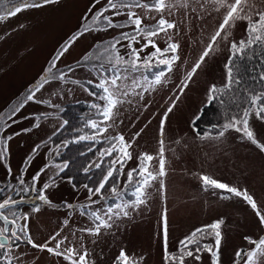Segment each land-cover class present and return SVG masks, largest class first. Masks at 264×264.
Returning <instances> with one entry per match:
<instances>
[{"label": "rangeland", "instance_id": "obj_1", "mask_svg": "<svg viewBox=\"0 0 264 264\" xmlns=\"http://www.w3.org/2000/svg\"><path fill=\"white\" fill-rule=\"evenodd\" d=\"M35 2L39 6L23 8L13 16H8L7 12L20 0H4L0 5V15L5 17L0 20V115L5 117L41 82L50 62L59 55L65 43L82 31V25L91 26L93 15L107 6V0H99V3L96 0ZM130 2L135 3L136 0ZM139 2L152 4L154 0ZM228 3H234V0H228ZM166 4L168 7L163 12L144 7L133 8L132 11L143 19L141 27L144 28L155 26L161 17L175 25L167 33L160 32L151 39L161 49H165L169 43L179 45L175 53H165L158 59L172 55H177L179 59L172 64L171 71L165 65L157 66V59H154L150 69L142 68L136 73L138 77L143 74L149 80H153L160 71H164L165 76L161 83L152 87L145 83L147 90H135L142 95L133 94L125 98V102L115 110L114 121H109L112 126L103 137H97V140L104 142L89 138L94 131L89 122L102 119L92 105L103 101L99 99L101 89L94 86L99 83V69L93 67L94 60L84 61L83 58L86 54L94 53L97 46L103 47L117 40L120 41L117 48L121 56H127L130 43L134 48L143 49L141 57L154 51L153 47L144 46L146 38L141 37L135 31V26L129 23L128 9H121V15L113 16L115 24L125 26L101 30L104 25H96L98 30L85 31L75 39L68 50L59 56L53 69L66 73L65 79H52L44 83L35 92V99L27 101L12 120H7V123L0 121V137H12L7 140V158L0 161V182L6 184L4 180L8 178L17 182V177H22L27 187L32 183L31 177L39 174L35 188L42 189L43 184L55 178L54 186L46 192L51 204L38 200L37 191L26 192L25 199L29 200V204L24 205L22 211L30 218L28 226L36 244L47 243L48 247H54L57 241L50 238L59 232L57 240L68 238L60 251L74 245L81 252L88 253L87 264H120L117 258L121 250L136 264H175L165 259V218L167 253L176 256L180 255V241L186 236L223 219L219 264H236L237 251L253 247L245 237L255 240L264 237V224L257 210L242 196L206 185L202 179L208 176L230 187L246 189L260 214H264V150L234 129L226 131L222 137L218 136L220 131L217 130L211 135L205 132L197 135L192 123L200 114V109L208 103L210 86L225 83V64L231 55L230 44L233 40H247L248 22L237 20L234 26L225 28L224 31L229 33L227 40L217 39L212 51L181 94L182 82L208 47L227 8L220 7L213 0H166ZM241 6L244 7L243 4ZM249 8L252 9L253 19H257L255 13L264 11V0H247L245 11ZM104 15L111 16L112 11ZM122 33L136 36V42L122 39ZM89 81L94 83L90 84ZM245 95L242 91L241 97ZM241 97V105L245 106ZM173 104L175 107L168 112ZM243 106L233 111L240 112ZM74 111L77 112L76 117L72 114ZM166 114L161 137V121ZM65 120L68 121L66 125L63 123ZM206 120L210 126L215 123L216 128L223 130L224 115L220 117L216 114L210 118L206 112L200 123L206 125ZM35 124H39V127H34ZM249 126L256 140L264 144V113L257 117L253 111ZM117 134L132 142L128 149L132 159L127 161L116 181L118 189L127 184V173L137 168L141 154L158 157L161 139L164 141L165 175H157L156 179L150 181V186L145 190V203L122 207L120 214L112 215L109 220L105 215L109 206H113L115 212L116 204L123 205L125 201L131 202L135 198L129 192L123 199L108 198L106 202V192L102 197L94 196L89 200L84 187L86 179L80 174L76 175L75 170L80 162L84 167L91 162L99 163L101 158L97 153L101 151L95 152V148L100 144L101 149H106L109 145L104 138ZM80 136L86 139L76 142ZM63 150L65 153L62 156L68 162V167L59 171L56 165L63 167L65 163L60 161ZM82 155L84 158L80 161ZM148 170L154 174L159 171L158 158L149 163ZM85 176L93 177L89 187L94 188L97 171L90 170ZM37 206L38 212L35 211ZM124 211L128 212L127 216L123 215ZM93 212L109 220L112 227H102L99 235L83 231L94 229L99 223ZM197 238L203 244H212L215 250L214 236L201 238L198 234ZM197 255L199 260L195 258ZM9 256L15 257L13 264H70L64 256L49 252L46 248H30L26 244L12 249ZM244 259L242 257L239 264H244ZM183 264H212V256L205 250L194 252L193 256L185 257ZM259 264H264V257H261Z\"/></svg>", "mask_w": 264, "mask_h": 264}, {"label": "snow or ice", "instance_id": "obj_2", "mask_svg": "<svg viewBox=\"0 0 264 264\" xmlns=\"http://www.w3.org/2000/svg\"><path fill=\"white\" fill-rule=\"evenodd\" d=\"M45 3L55 2V0H44ZM99 3V0H96ZM214 3H217L220 7H226L227 12L223 18L222 23L220 24L215 35L211 37V42L208 47L203 51L200 56V59L193 66L192 72L188 73L186 80L182 82L181 94L183 89L188 86V82L191 81L192 76L195 71L203 63L204 59L212 51L213 45L216 43L218 38L227 40L229 33H226L224 30L228 26H234L237 20H246L248 22L247 40H241L239 42L232 41L230 44L231 55L229 57L228 63L225 64L226 69V80L223 85L213 84L208 90L209 100L213 102H219L222 106H227V111L225 113V123L222 125L223 130L218 133V136H224L225 132L234 129L238 132H242L244 136L252 141V143L257 144L261 150H264V144H260L256 138L254 131L249 126V118L253 111H255L257 117H260L261 113H264V70L260 71L258 75L251 76V79L256 81L258 80L262 87L259 89H249L244 88L245 81L243 80V74L240 71L241 65L244 61L254 59L257 55L255 52L256 48L264 47V11H258L255 15L257 19H253L252 9L245 11L247 7V0H234V3H228V0H213ZM4 3V0H0V5ZM244 5L242 7L241 5ZM29 6H39L36 4L35 0H20V3L14 4L13 7L7 12L8 16H13L23 8ZM144 7L149 10L155 9L159 12H163L168 5L166 0H154L152 4H142L139 0H136L135 3L125 2V0H107V6L104 7L98 13H95L92 17L91 26L88 24L82 25V31L74 34L72 38L61 48L59 55L50 62V67L46 69V74L41 78V82L38 83L34 89H32L27 97H25L23 102H20L17 107L13 108L5 117L0 115V121L12 120L16 113L24 106L27 101H32L35 99V92L39 91L44 83L50 82L52 79H65L66 73L55 69L56 63L59 59V56H62L64 52L68 50V47L77 39L80 35H83L85 31H94L98 30L96 25H104V28L101 30H107L108 27H123L125 25H117L113 21V16L121 15V9H128L127 16L128 21L135 26V31L140 34L141 37L145 39V47L151 46L154 51L149 53L147 56L141 57L140 53L143 49H138L132 47L130 43L128 45L129 51L127 56H121L119 48L117 45L120 44V41L117 40L114 43L104 44L103 47L97 46L96 51L91 54H86L83 58L84 61L94 60V68H98L99 72V83L95 84V87L101 89L102 94L99 96V99L103 101L101 104H93L97 110V115L101 117L99 121L92 120L89 122L90 127L94 130L93 135L89 137L90 139L95 140L96 142H104L102 140H97V137H103V134L106 133L112 125L109 124V121H114L116 115V109L118 106L125 102V98L130 95H142L140 92H136L137 88H142L147 90L144 87V84L147 83L148 87H152L155 84L162 82V77L165 76L164 71H160L155 74L153 80H149L147 76L141 74L140 77L136 73L140 72L143 68L148 70L152 67V62L154 59H157L158 65H165L168 71L172 70V64L179 59L177 55H172L170 58L158 59L159 56L164 55L165 53L172 52L175 53L179 45L177 43H169L165 49L159 48L155 44V41L151 39L156 37L160 32L167 33L168 29L174 28L173 23L168 22L163 17L155 26L144 28L141 27L143 24V19L138 16L133 8ZM112 11L111 16H106L104 13ZM5 17L0 15V20H3ZM221 33H224L223 37ZM121 38L129 40L131 42H136L137 37L130 35L129 33H122ZM169 39H171L169 37ZM264 62V57L261 58ZM239 62V63H238ZM71 71V69H69ZM90 84H93V81H89ZM243 88V91L247 93L244 97L243 103L246 104L240 112L233 111L234 108H240L241 101L237 97V93ZM95 95V93H91ZM179 97H177L178 99ZM43 102V101H40ZM175 107V104L169 107L168 112L172 111V108ZM167 114L164 119L161 121L160 135L161 137L164 134L163 124L166 120ZM39 119V117H37ZM65 125L68 123L67 120L63 122ZM10 126V125H7ZM34 127H39V124H35ZM24 131H30V129H25ZM138 135V134H137ZM199 135V133H197ZM12 139L11 136L4 138L0 137V161H3L7 158V140ZM86 139L85 136H80L76 142ZM104 140L107 141L108 147L100 153L101 160L99 163L91 162L83 168V171L87 174L92 169L93 163L95 164V169H101L102 165L105 164V161L108 157H111L107 161L108 166L102 170L100 178L96 181V186L89 187L85 184L84 187L87 189L89 194V200L94 196H103L104 190L106 187L113 194L114 197L123 199L124 196L130 194L135 198L131 202L125 201L122 204H116L114 212L113 206H109L105 212V215L111 219L112 215H119V209L122 207H135L136 205L145 203V190L147 186H150V181L156 179V176L165 175L164 167V141L160 140L161 148L158 153V157H154L147 153L140 155L139 164L137 168L131 169L127 173V185L125 189H118L116 181L123 173V169L127 164L128 160L132 159V153L128 151L131 148L132 142L126 141L125 137L122 134H117L112 137H105ZM119 145V147H117ZM35 151V149H34ZM115 154V155H113ZM158 158L159 160V171L154 174L152 171L148 170L149 163ZM118 165V166H117ZM59 168V171H63L68 167L67 162L61 167L59 164L56 165ZM11 173V169H8ZM140 177V179H135L133 174ZM59 173H57L58 175ZM39 174L31 177V184L25 187L26 181L22 177H17V182L20 185L17 188L14 185L6 186L12 192L17 194L23 192L37 191V199L40 201L47 202L51 204V201L48 200L46 192L49 188L53 187L55 184V178L53 177L50 183H45L42 186V189H36L35 185L39 182ZM203 181L206 185H212L220 189H226L229 193L234 194L235 196H242L254 210H257V215L262 224H264V214H260L257 209V205L252 196L247 193V190H240L235 187H230L227 184L220 183L214 179H211L208 176H204ZM5 188H0V193H4ZM21 201L13 198L12 195H5V197L0 200V253L3 254V259L5 264H13L15 259L14 256L10 257L9 253L12 252L13 247L18 248V242L23 240L25 235H27V243L31 244L32 247L46 248L49 252H52L59 256H64L70 264H87L88 253L86 251L81 252L74 245L70 247H65L64 251H60L62 245H65L68 238L63 237L57 240V237L60 235L59 232L54 234L50 239L56 240L54 247H48L47 243L45 244H36L33 240L30 232L27 231V221L29 217L27 215L20 214L18 215L17 206ZM95 201H93L94 203ZM71 208L72 205H67ZM35 211H39V207L35 208ZM93 216L96 221L99 223L96 224L94 229H84L94 235H99L101 228H111L112 224L109 223V220H104L101 216L93 212ZM124 216L128 215L127 211L123 212ZM224 223L223 219L213 222L211 225H205L202 228H198L186 236L183 240L180 241V248L178 249L180 255L176 256L175 254L167 253V221L165 218V227H164V240H165V252L166 260H172L175 264H183L185 257H191L195 253H199L202 250L208 251L212 256V264H219V248L222 240V234L220 231L221 225ZM11 225V227H9ZM211 229V231H208ZM205 238L206 236H214L215 238V250L212 244H203L197 236ZM245 239L253 245L250 249H240L236 253V264H239L242 257H245L244 264H259L261 257H264V237H261L259 240L252 239L251 237H245ZM197 260L200 257L195 256ZM120 261V264H136L134 260L129 259L128 255L121 250L119 257L117 258Z\"/></svg>", "mask_w": 264, "mask_h": 264}, {"label": "trees", "instance_id": "obj_3", "mask_svg": "<svg viewBox=\"0 0 264 264\" xmlns=\"http://www.w3.org/2000/svg\"><path fill=\"white\" fill-rule=\"evenodd\" d=\"M255 52L257 54L255 56V58L248 60V61H244L243 64L241 65V68H240V71L243 74V80L245 81V84L243 87L253 89V90L259 89L262 87V84L258 80H256V81L252 80L251 76L258 75L260 71L264 70V62H262V59H261L262 57H264V47L256 48ZM242 91H243V88L237 93L238 99H239V97H241ZM243 93H244V91H243ZM243 98L244 97L242 96L241 99H243ZM239 101H240V99H239ZM240 106H243V105L240 104ZM225 107H226V111H227V106H222L218 101L213 102V101H210L208 99V103L201 110L200 116L196 120H194V122H193L195 129L197 130V133H199L201 135L202 134L201 132H205V133H210V135H211V134H213V132L215 130L221 131L220 129L216 128L215 123H212L211 126L208 124V128H206V125L201 124L200 120L205 117L206 112H207V116H209L210 118H211V116H216V114L219 115L220 117L223 115L225 116V113H226ZM244 107H246V104H245V106H243V108ZM76 113H77L76 111H74L72 113L74 117H76ZM262 114L263 113H261V115ZM222 123L218 124V125L221 126ZM64 153H65L64 151H63V153H61L60 161L67 162L66 160H64L65 158L62 156ZM83 158H84L83 155L81 157H79L80 161L83 160ZM67 164H68V162H67ZM77 165H78V167L75 170V172H76L75 174L76 175L80 174V177H83V175H82L84 173V171L82 169V168H84L83 163L80 162ZM72 180L73 179H70V181H72Z\"/></svg>", "mask_w": 264, "mask_h": 264}, {"label": "flooded vegetation", "instance_id": "obj_4", "mask_svg": "<svg viewBox=\"0 0 264 264\" xmlns=\"http://www.w3.org/2000/svg\"><path fill=\"white\" fill-rule=\"evenodd\" d=\"M203 109V107L200 109V114H201V110ZM200 114L195 118V120L200 116ZM206 122H207V120H206ZM193 123V122H192ZM193 128H194V131H195V133L197 134V130L195 129V126H194V123H193ZM206 128H208V122H207V124H206ZM204 135V134H203ZM97 146V145H96ZM96 149V151L95 152H97V151H104L103 149H101L100 148V144H99V146L98 147H96L95 148ZM64 151V150H63ZM61 153H63V152H61ZM98 154V156L101 158V156H100V153H97ZM113 155H115V154H113ZM102 159V158H101ZM111 159V157H108L107 159H106V161H105V164L104 165H102V168L101 169H95V167L94 168H92L91 170H96L97 171V176H96V178H97V180L100 178V175H101V173H102V170L104 169V168H106L107 166H108V163H107V161L108 160H110ZM4 164H5V162H4ZM118 166V165H117ZM11 174H12V171H11ZM82 175H84L83 177L86 179V183H87V185H90V180L93 178H89V177H87V176H85L86 175V173L84 172ZM134 175V177H135V179H137V178H139L140 179V177H138V176H136V174L134 173L133 174ZM82 177V178H83ZM5 181V183L6 184H2L1 182H0V188H5V192L4 193H0V200H2L4 197H5V195H12L13 196V198H15V199H17L18 201H21L19 204H18V206H17V209H18V215H20V214H23V215H25V213L22 211L23 210V206L25 205V202H23L22 200L26 197V192H23V193H19V194H17L16 192H12L8 187H6V186H9V185H14V186H16L17 188H19L20 187V185L18 184V182H14V181H12L11 179H6V180H4ZM121 186V185H120ZM26 187V186H25ZM126 187H130L129 185H127V184H123V186L120 188L121 190L122 189H125ZM106 192H108V194L106 195V196H104V199H106V202H107V199L108 198H117V197H114L113 196V194L108 190V188L106 187V189L104 190V194H106ZM24 195V196H23ZM31 195V194H30ZM30 197V196H29ZM107 197V198H106ZM28 220H30V218L28 219ZM0 223H2V222H0ZM9 227H11V225H9ZM27 231L28 232H30L31 233V231H30V228H29V226H28V221H27ZM27 235H25V237H24V239L23 240H21V241H19L18 242V244L19 245H22V244H28L27 242ZM21 242H24V243H21ZM14 248H16V247H13V249Z\"/></svg>", "mask_w": 264, "mask_h": 264}, {"label": "built area", "instance_id": "obj_5", "mask_svg": "<svg viewBox=\"0 0 264 264\" xmlns=\"http://www.w3.org/2000/svg\"><path fill=\"white\" fill-rule=\"evenodd\" d=\"M0 264H4V263L0 262Z\"/></svg>", "mask_w": 264, "mask_h": 264}]
</instances>
